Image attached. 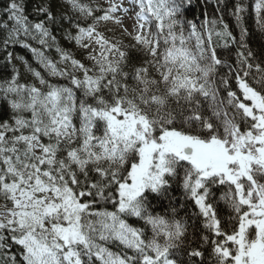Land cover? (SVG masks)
<instances>
[{
    "label": "snow or ice",
    "instance_id": "6c2138e0",
    "mask_svg": "<svg viewBox=\"0 0 264 264\" xmlns=\"http://www.w3.org/2000/svg\"><path fill=\"white\" fill-rule=\"evenodd\" d=\"M28 5L0 0V264H264V0Z\"/></svg>",
    "mask_w": 264,
    "mask_h": 264
},
{
    "label": "trees",
    "instance_id": "16d2710c",
    "mask_svg": "<svg viewBox=\"0 0 264 264\" xmlns=\"http://www.w3.org/2000/svg\"><path fill=\"white\" fill-rule=\"evenodd\" d=\"M84 1V0H82ZM38 0H29V5H28V13H29V16H30V19H34V17L31 15V9H32V6L37 3ZM54 11H55V8H54ZM97 15H99V13H97ZM225 19L228 21V23L230 24V27L232 29H234V34H237L238 35V30L235 29V23L234 21L231 19L230 16L226 15ZM246 26H248L250 28V30L253 31L254 33V38L250 41L252 47L254 49L258 48L260 43H261V40H260V33L259 32H256L255 31V25H254V20L252 18H248L246 20ZM61 45L67 49H71L75 52V54L77 55V57L79 58V51L76 50L74 48V45L68 43L67 41L65 40H61L60 41ZM15 54L17 56H23L25 59H28L30 62L33 63L34 66H37L35 64V61L33 60L31 54L26 50V49H21L19 47L16 48V51H15ZM41 71H43L42 69H40Z\"/></svg>",
    "mask_w": 264,
    "mask_h": 264
},
{
    "label": "rangeland",
    "instance_id": "374dc122",
    "mask_svg": "<svg viewBox=\"0 0 264 264\" xmlns=\"http://www.w3.org/2000/svg\"><path fill=\"white\" fill-rule=\"evenodd\" d=\"M82 2H84V3H101V4H103L104 0H84V1H82ZM105 6H106V5H105ZM125 23L130 25V24H131V21L126 20ZM106 27H107V28H114L115 26L112 25L111 23H109V24H107L106 26L102 25L100 30H101V31H105V28H106ZM106 34H107V35H110V33H106ZM14 62H15L18 66L21 67L22 79H25V78H27V79H31V77L28 76V75L25 73V71H24L22 65L20 64V61H19V60H16V61H14Z\"/></svg>",
    "mask_w": 264,
    "mask_h": 264
}]
</instances>
